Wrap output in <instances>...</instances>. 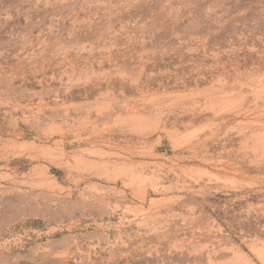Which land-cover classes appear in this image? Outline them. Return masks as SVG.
Segmentation results:
<instances>
[{
	"label": "rangeland",
	"instance_id": "374dc122",
	"mask_svg": "<svg viewBox=\"0 0 264 264\" xmlns=\"http://www.w3.org/2000/svg\"><path fill=\"white\" fill-rule=\"evenodd\" d=\"M0 264H264V0H0Z\"/></svg>",
	"mask_w": 264,
	"mask_h": 264
}]
</instances>
